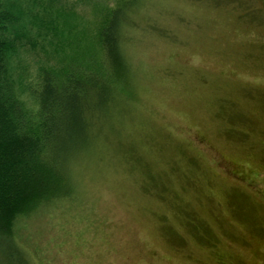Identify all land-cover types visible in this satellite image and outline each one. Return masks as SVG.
I'll return each instance as SVG.
<instances>
[{
	"label": "rangeland",
	"instance_id": "obj_1",
	"mask_svg": "<svg viewBox=\"0 0 264 264\" xmlns=\"http://www.w3.org/2000/svg\"><path fill=\"white\" fill-rule=\"evenodd\" d=\"M116 1L0 0L15 87L88 48ZM131 29L126 103L72 166L70 198L14 239L30 264H264V0H147Z\"/></svg>",
	"mask_w": 264,
	"mask_h": 264
},
{
	"label": "trees",
	"instance_id": "obj_2",
	"mask_svg": "<svg viewBox=\"0 0 264 264\" xmlns=\"http://www.w3.org/2000/svg\"><path fill=\"white\" fill-rule=\"evenodd\" d=\"M146 3L116 1L100 14L88 48L63 56L60 66H40L34 87L20 84L31 110L9 77L6 63L18 38H3L11 15L0 4V264L31 263L12 234L15 222L70 198L72 166L126 103L133 81L126 32L144 16Z\"/></svg>",
	"mask_w": 264,
	"mask_h": 264
}]
</instances>
